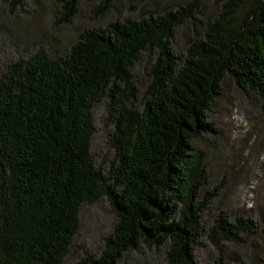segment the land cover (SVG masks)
I'll list each match as a JSON object with an SVG mask.
<instances>
[{
    "label": "trees",
    "instance_id": "1",
    "mask_svg": "<svg viewBox=\"0 0 264 264\" xmlns=\"http://www.w3.org/2000/svg\"><path fill=\"white\" fill-rule=\"evenodd\" d=\"M57 1L56 23L71 22L78 0ZM113 2L100 0L93 12ZM204 2L86 28L61 56L39 46L6 65L0 264H63L82 205L102 199L114 226L99 256L85 252L79 264H198L205 242L217 252L214 264H238L224 259V243L243 244L259 224L226 211L203 221L221 190L204 191L198 142L218 133L213 114L229 80L264 114V0H219L208 16ZM185 24L188 45L179 53L175 32ZM144 55L149 82L141 93L133 70ZM101 101L114 151L107 170L91 150Z\"/></svg>",
    "mask_w": 264,
    "mask_h": 264
},
{
    "label": "rangeland",
    "instance_id": "2",
    "mask_svg": "<svg viewBox=\"0 0 264 264\" xmlns=\"http://www.w3.org/2000/svg\"><path fill=\"white\" fill-rule=\"evenodd\" d=\"M19 1L24 8L15 0H0V73L9 62L29 56L39 46L52 56H61L86 28L104 27L126 17L138 19L160 14L188 0H114L113 6L101 15L93 12L100 0H78L76 16L65 24L56 23V14L61 10L57 0ZM218 1L205 0V16L214 12ZM189 35L187 24L176 30L177 52H184ZM146 64L148 58L144 55L142 63L133 70L134 84L141 93L149 82ZM93 117L95 132L91 150L97 163L107 170L114 151L106 139L110 127L105 121V101L96 104ZM213 122L218 133L214 137L205 136L198 147L206 155L208 182L204 191L216 187L221 191L205 211L203 221L210 224L219 211H226L230 218L239 215L252 218L259 224V231L245 232L243 244L224 243L223 257L232 263L264 264V114L229 80ZM115 220L106 199L82 205L79 229L63 264H79L85 252L98 257L103 236L111 232ZM195 255L198 264H214L217 258L215 249L206 242L197 248Z\"/></svg>",
    "mask_w": 264,
    "mask_h": 264
}]
</instances>
